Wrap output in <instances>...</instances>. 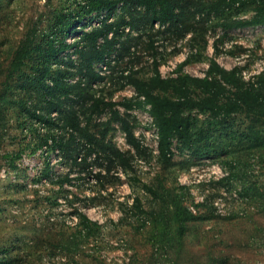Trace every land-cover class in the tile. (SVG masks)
I'll list each match as a JSON object with an SVG mask.
<instances>
[{"label": "rangeland", "instance_id": "obj_1", "mask_svg": "<svg viewBox=\"0 0 264 264\" xmlns=\"http://www.w3.org/2000/svg\"><path fill=\"white\" fill-rule=\"evenodd\" d=\"M88 1L0 0V264L5 256L8 264H264V179L262 195L235 202L218 192L224 170L206 158L226 156L234 130L262 148L244 159L264 175V126L235 115L230 139L210 145L224 125L192 111L193 148L174 140L164 162L148 108L114 107L143 145L137 150L108 105L135 98L132 80H149L156 67L166 78L204 77L212 60L238 67L245 80L263 73L264 25L223 29L253 11L217 12L215 0H174L178 17L165 26L139 0H116L101 14H87ZM69 17V30L56 34ZM34 25V52L13 70ZM48 39L66 45L55 58ZM37 67L48 73L42 82ZM182 184L191 210L207 194L218 210L189 218L173 239Z\"/></svg>", "mask_w": 264, "mask_h": 264}, {"label": "trees", "instance_id": "obj_2", "mask_svg": "<svg viewBox=\"0 0 264 264\" xmlns=\"http://www.w3.org/2000/svg\"><path fill=\"white\" fill-rule=\"evenodd\" d=\"M115 2L116 0H89L85 4V12L87 14H101L104 9ZM139 3L148 12L152 13V22H159L162 26L172 23L178 17L174 0H139ZM212 4L217 12L233 7L241 9L251 7L253 11V15L249 18L226 19L222 22L223 29L264 25V0H215ZM67 20L56 34H63L66 30H69L73 20L70 17ZM70 20L72 23H68ZM100 33L101 31H97L95 36L98 37ZM37 37L38 27L36 25L29 27L14 51L11 60L13 70H21L27 64L34 52ZM65 48L64 41L57 47L53 39H48V55L55 58ZM91 63L92 60L88 63L89 68L92 66ZM36 71L39 72L37 81L42 82L48 73L41 67H37ZM132 81L137 96L120 102H110L108 105L111 108H114L115 105H122L126 109L148 108V112L157 127L158 151L164 162L172 160L174 140H177L183 148H193L195 139L193 117L190 113L192 111L207 113L212 120L224 125L222 127L217 125L218 132H213V138L209 139L210 145H217L224 133L226 135L228 133L226 141L230 139L231 132L228 130L232 127L233 123L230 122L235 115L244 114L251 121L264 126V72L245 80L238 67L227 69L212 60L204 77L186 74L166 78L162 76L159 67H156L149 80L144 81L134 78ZM99 104L100 101H97L96 106ZM113 118L115 121L122 123L127 134V141L135 149H142L143 145L135 136L133 128L117 108L113 109ZM199 138H202V134H199ZM232 139V149L223 158L214 159V157H210V151L206 153V156H208L206 158H210L211 160L208 159L210 162L220 164L225 173L217 181L220 186L218 192L223 189L224 192L226 191L227 194L232 196L235 202L262 195L259 179H264V175H261V170L252 167L248 163V159H244V157L262 148L257 149L248 145L246 141H242L240 137L234 135V130ZM249 139L256 143L251 137ZM261 141L259 140V142ZM107 148H114V146L109 144ZM180 187V198L183 199L181 200L183 207H179L175 213L179 224L176 233L172 237L173 239H176L177 235L179 238L185 235V224L189 218L206 217L203 214L206 213L207 208L212 209L214 212L218 210L216 205L214 206L211 203L210 196L207 194L203 202L195 204L198 212H194L187 204L189 200L194 203L189 186L182 184ZM217 195L219 193H216L215 196ZM137 201H139V198H137ZM258 208L260 209V207ZM230 214H233L232 211ZM3 261L8 264V256L2 258L1 262Z\"/></svg>", "mask_w": 264, "mask_h": 264}, {"label": "built area", "instance_id": "obj_3", "mask_svg": "<svg viewBox=\"0 0 264 264\" xmlns=\"http://www.w3.org/2000/svg\"><path fill=\"white\" fill-rule=\"evenodd\" d=\"M218 204V202H216V205ZM218 212H221V213H223V211H221V210H219Z\"/></svg>", "mask_w": 264, "mask_h": 264}]
</instances>
